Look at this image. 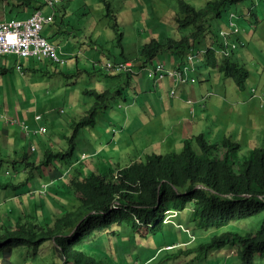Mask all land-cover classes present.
Returning a JSON list of instances; mask_svg holds the SVG:
<instances>
[{
	"label": "rangeland",
	"instance_id": "1",
	"mask_svg": "<svg viewBox=\"0 0 264 264\" xmlns=\"http://www.w3.org/2000/svg\"><path fill=\"white\" fill-rule=\"evenodd\" d=\"M187 1L197 7H201L207 0ZM257 1L258 4L256 5ZM111 2L119 17V19L117 18L119 30L124 33V52L130 59H135L139 56L141 45L147 42L150 37L163 39L179 36L175 23L178 0H136L135 2L130 0H111ZM262 2L264 3V0H246L237 5H230L223 12V16L226 18L225 21H220L221 19L213 20L218 31L219 45L213 41L211 35H205L197 43V46L187 51V55L181 64H179L181 62L179 53L172 50L168 51L176 53L179 61L171 67L167 66L166 60H162L164 58L168 59V57L171 58L168 52L165 53L166 51L157 56L159 60L154 61V59L153 62L148 64L127 60L131 61L134 67H138L136 68L138 74L145 72L149 75L148 66H152L155 63H162L166 69H181L188 64V57L192 53L196 52L197 56L204 55L206 57L209 47H214L217 55L224 58L227 49H224L222 53V48L225 45L224 40H227V45L229 46L228 56H232L237 61L240 60L239 62L250 70L246 88H238V92L245 93L249 97L248 88L250 87L248 86L255 87L257 96L250 89V98L257 97L259 101L255 100L251 104H242L234 96L228 103L225 102L223 106L226 109L224 111L216 112L215 109H212L210 102L204 108L205 101L209 97L213 98V96L209 95L210 92L202 95L201 105H197L196 100H192L189 95L186 98L178 95L179 86H186V84L195 83L196 81L197 84L202 83L205 86L203 91H206L207 87L211 89L216 87L214 84L217 83V75L221 77L222 72L218 69H213L211 76L206 74L207 77H203V70L200 73L198 71V64L201 62L198 61L194 70L189 72L194 80L176 83L169 75L157 78L155 74H150L154 76L155 81L165 78L171 79V100L186 103L189 109L187 117L177 115L168 102H163L160 108L153 113L145 112V115L141 118L143 122L141 125L121 131L119 130L122 125L120 116L126 118V113L122 110L126 102L124 96H119L118 91L121 87H124L125 93L133 94V90L126 85V82L119 85L118 81L115 80L118 85L112 89L113 94L106 107L98 113L95 126L79 129L76 139L77 156L87 152V156H89L87 160L88 166L91 167V170L93 168L96 169L95 163L99 157L94 158L95 152L92 151L99 149L100 146H106L112 140V137L119 144L112 145L115 140L110 142L103 153L99 155L107 159V163L105 161L102 163L104 170L107 166L115 168L119 165L125 166L132 159L143 157L146 151L155 150L161 153L174 150L180 151L183 147V143H180L182 130H188V123H192L190 129L192 133H205L209 140L218 139L219 135H222V137L227 135L237 139L243 146L241 154L246 153L250 146H264V108L261 106L264 99V4L260 7ZM72 5L73 2H68L67 6L70 7V10L68 14L64 13L63 16L67 17L68 15L69 21L67 23L69 26L66 34L74 37L75 42H71L72 47L70 49L65 48L66 50H64L70 54L77 52L82 66H77L75 63L76 57H70L67 64L38 61L37 59L24 57L18 60L23 65L22 73L17 68L15 55H0V114L7 109L11 115L7 111L5 113L10 118L16 119L18 122H23L22 120H24L27 123H32V115L39 109V111L44 112L41 123L47 128L46 132L39 131L37 134H35L34 128L31 129L33 132L31 137L22 134V143L19 145L21 149L17 155L11 149L8 150L7 154L2 152L3 154L0 155L1 157H7L6 160L0 161V171H2L0 173V181L13 180L16 184L21 181L25 182V185L20 187L19 192H16L13 187L4 190L0 189V232L5 230V226L15 227L19 218L24 217L23 213L37 215L45 228H47L46 226L55 228L58 221L65 218L68 212L75 211L77 209L76 206L79 204V200L74 196L73 192H65L60 194V197H57L56 193L53 194L51 187L48 188V183L43 182L47 180L48 175L44 174L42 179L39 176H32V169L28 168L27 170L28 164L24 161L15 162V159L21 153L22 159L25 151L31 154V161L43 159L44 147H50L53 141H62V144L67 147L68 137L76 129L74 122L85 116L95 103L94 97L87 96L84 90L95 86L102 89V85L106 83L107 78L114 79L113 76L106 75L102 71H94L92 62L95 59V55H97V59L100 58L98 60L100 66L101 63H105L109 59H123L121 48L117 44L118 38L117 31L113 27L114 21L106 15L105 5L102 4L104 6L103 10L101 5V10L92 14H85L83 13L84 11L77 13V11L73 10ZM253 5L255 6L253 8L255 13L251 15L252 11L250 12L249 9ZM48 7L43 8L44 12H48ZM49 8L52 11V8ZM4 11L10 13L6 0H0V21L18 18L12 17V14L7 16ZM231 12L235 14L233 19L239 27V30L234 34H229L228 30L229 14ZM261 12L263 15L260 16ZM255 14L257 15L256 26L252 22V19L255 20L252 17ZM259 16L262 19L261 21L258 20ZM84 21L86 22L83 23ZM46 28L47 25L44 26L43 34ZM91 38L94 39L97 45L89 43ZM48 40L51 42L55 41V43L60 41L56 35L51 38L48 37ZM241 49L244 50L241 51ZM90 52L96 54L89 56L88 53ZM97 69H100V67ZM5 70H7L6 74L4 73ZM137 78L138 76H132L130 79L135 82ZM202 78L205 79L202 80ZM222 78V81L224 79L229 80L224 74ZM217 87L215 89H219V92L223 91L225 94L224 89L221 90V88ZM172 90L175 93H172ZM37 99H40L42 104L41 108L36 109L35 100ZM40 100H37V102ZM209 101H212V99ZM119 104H122L123 107H120ZM49 107L52 108L47 111ZM129 112L131 122H136L135 113L132 109ZM184 118L186 120L181 121ZM0 120L5 121L2 123L4 125L10 123L5 119L0 118ZM112 121L114 122L113 126L118 129L116 133L111 130ZM176 123L177 127L175 128L174 124ZM229 123H232L237 128L231 126L228 128V132H224L225 127ZM17 124L11 123L7 126L13 131V127L17 128ZM17 130L20 131V129ZM124 134L127 140H132V144L128 148H124L123 145L125 143L121 141ZM13 136L14 134L9 138L12 140L10 148L16 147ZM187 136L188 138L192 137L188 133ZM170 145L173 147L170 148ZM19 147L17 145L18 150ZM55 147L59 148V146ZM5 149L6 147L3 148V150ZM83 155L86 154L84 153ZM69 167L71 166L62 162V170L65 175L69 172ZM36 170L40 173L43 170V166ZM83 172L84 174L89 173V171L84 170ZM12 189L14 190L12 191ZM29 192L32 195L25 194ZM189 212L190 207L180 212L181 215L170 214L167 221L165 219L166 224L157 232L148 231L145 234H135L129 226H117L119 230L116 227L114 228L116 234L104 235L100 239L96 238L92 243L87 241L86 254L109 264H133L134 262L139 264H239V256L234 250V245L230 243H227L224 247L214 248L209 251H203L197 247L202 242H208L214 235L228 231L240 234L257 232L264 219V210H262L253 216L232 220L222 227L201 229L187 223ZM180 242L182 244H178ZM187 248L195 249L188 252L182 251ZM58 260V254L54 250L52 241H47L38 249L30 246L14 247L12 253L8 256L0 251V264H51ZM254 264H264V256L257 254Z\"/></svg>",
	"mask_w": 264,
	"mask_h": 264
},
{
	"label": "trees",
	"instance_id": "2",
	"mask_svg": "<svg viewBox=\"0 0 264 264\" xmlns=\"http://www.w3.org/2000/svg\"><path fill=\"white\" fill-rule=\"evenodd\" d=\"M9 1L10 10L14 6L32 10L49 6L44 0ZM102 1L106 15L114 21L117 44L123 56V59L108 61L115 63L135 60L140 64H148L162 52L172 50L179 53L181 64L187 51L197 46L205 35H211L213 41L219 45L218 31L213 20L222 19L223 12L230 5L246 0H207L201 7L187 0H178L175 23L179 36L163 40L150 37L141 45L139 56L135 59H130L124 53V33L119 30L117 14L111 0ZM254 5L249 9L252 11L251 15L255 13ZM49 7L52 11L43 13H54L56 16V7ZM12 12V17L18 16ZM206 53V57L200 56L205 67L218 68L238 88H246L250 70L244 64L232 56L219 57L214 47H209ZM18 64H21L20 71L23 73L22 63L18 61L16 65ZM101 68L98 70L109 76L126 74L127 78H131L138 74ZM251 89L257 96V89ZM84 93L94 97L95 103L85 116L74 122L76 129L68 137L67 147L49 148L39 161H31L28 151L24 152L22 159L21 156L15 159V162L24 161L28 164L27 170L41 166L47 168L62 162L71 166L66 174L68 182L65 188L67 192H73L79 200L77 209L68 212L55 228H45L37 215L23 213L24 217L19 218L15 227L5 226V230L0 232V251L3 254L10 255L13 248L18 246L38 249L47 241H52L59 260L51 264H109L87 255L86 242H92L100 236L116 234L114 228L117 226H129L135 234L157 232L166 224L168 213L177 212L179 215L190 207L187 223L195 228L209 229L222 227L232 220L247 218L264 210V146H250L246 153L241 154L242 144L227 135L209 140L205 133H197L183 141L180 151H146L143 157L132 159L125 166L109 169L107 172L93 169L84 174L83 168L87 164L80 162L81 158L76 153L79 129L95 126L98 113L106 107L113 91L86 88ZM32 173L34 174V169ZM17 183L13 180L0 181V189L13 187L17 190L25 185L24 181ZM227 243L234 245L240 259L239 264H254L257 254L264 256V219L257 232L240 234L228 231L214 235L208 242L200 243L197 248L209 251L224 247ZM194 249L187 248L182 251Z\"/></svg>",
	"mask_w": 264,
	"mask_h": 264
},
{
	"label": "crops",
	"instance_id": "3",
	"mask_svg": "<svg viewBox=\"0 0 264 264\" xmlns=\"http://www.w3.org/2000/svg\"><path fill=\"white\" fill-rule=\"evenodd\" d=\"M130 1H134L135 2L136 0H130ZM68 2H73L72 7H73L74 11H77V13H80V12L84 11L83 13H85V14L86 13L92 14V13L99 12L101 10V5L104 4V3H103L102 0H63L62 2H60L56 6L57 14H56L55 19L50 24H47V28H46V31L44 33L45 34L44 36L47 37V38L48 37L51 38L52 36H55V35L58 36L60 41H56V42H58V44L61 43L60 44V49H61L62 55L66 56L68 59H69V57H76L75 58L76 59L75 63L77 64V66H82L78 56H70L71 54L68 51H65L66 50L65 48H69L70 49L72 47L71 46V42L72 41L75 42V38L74 37H70L69 35L66 34L67 27L69 26V24L67 22L69 20H68V15H67V17H65V16H63V14L64 13L68 14V12L70 10V7L67 6ZM6 4H7L8 8H10V1L9 0H6ZM263 4L264 3L262 2L261 3V7H262ZM103 9H104V6L102 5V10ZM12 11H14L18 15L17 19H25L30 14H32V12L35 11V10L34 9L33 10L29 9L27 7H25L24 9L23 8L22 9L21 8L18 9L17 7L14 6L13 9L10 10V13H7V11H4V13L7 16H9L11 14L12 15L14 14ZM50 11H51V9L49 7H48V12H44V10H43V12L45 14L50 13ZM115 11H116V9H115ZM261 15H263L262 12L260 13V16ZM260 16L258 17L259 21L262 20L260 18ZM252 17L255 18V20L252 19V22L256 26L257 15L255 14ZM117 18L119 19L118 16H117ZM222 20L225 21L226 18L223 16L220 21H222ZM3 21H5V20H3ZM0 22H2V21H0ZM85 22L86 21H84L83 23H85ZM239 37L244 41V39L241 36H239ZM163 39H165V38H163ZM163 39H160V40H163ZM94 42L95 41H94L93 38L89 39V43H91L93 45H97L96 42L95 43ZM64 43H65V45L63 46ZM243 50L244 49H241V51H243ZM124 51H125V49H124ZM167 52H168L169 56L171 55V58L168 57V59L164 58L162 60H166L167 61V66L168 67H171L174 64L176 65V63L179 61L178 60V56L176 55V53H172L170 51H166L165 53H167ZM88 54H89V56H91V55H95L96 53L90 52ZM9 55L14 56V54H8L6 56H9ZM94 58L95 59H93V62L94 61H98L100 59V58L97 59V55H95ZM237 59H238V57H237ZM16 60L18 62V57L17 56H16ZM157 60H159L158 57L155 58L154 61H157ZM17 62H16V64H17ZM68 62H69V60H68ZM93 62H92V64H93ZM202 63L200 62L198 64L199 65L198 66V68H199L198 71L200 73V71L203 70V74L205 75V76L203 75V77H207L206 74L211 76L212 70L213 69H218V68L205 67ZM97 70H98L97 68H94V71H97ZM4 73L6 74L7 70H5ZM222 75H223V73H222ZM222 75H221V77H220V75H217V83L221 80L218 83V87L221 88V90L224 89L225 90V94L223 93V91L219 92V89H215L217 87V83L214 84V86H216V87H212V89L207 87V90L203 91L205 86L202 83L197 84V81L195 83L186 84V86H182V85L179 86V88L177 90V94L182 96L183 98H186V96L189 95V97H191L192 100H196V102L198 103L197 105H201L202 104V102H201L202 95H204L207 92H210L209 95L213 96V98L209 97L205 101V107L204 108H206L207 107V103L210 102V105L212 106V109H215L216 112L224 111L226 108L223 105H225V102L228 103L229 100L232 97H234V96H236L238 98V101L240 103H242V104H251L252 101L258 100L257 97L250 98L251 97V93H250L251 90L250 89L253 88L252 86H248V87H250V88H248V92L250 94V96L248 97L245 93H239L238 92V90H237L238 87L235 85V83L232 81L231 78H228L229 80L224 79L222 81V79H223ZM127 76L128 75H126V74H123V76L114 75L113 76L114 79L107 78L106 83L104 85H102L104 89H114V86L118 85L117 83H119V85H121V83H123V82L125 83L126 82V85L129 86V88L133 90V94H130V93H127V92L125 93L124 87H121L120 91L118 92L119 96H124V100L126 102L124 108H122V110H124L125 113H126V118H123L122 116H120V120L122 122V125L119 128V130L123 131V130L129 129L130 127L141 125L143 123L141 121V118H142V116L145 115V112L153 113L158 108H160V106L163 104V102H168L170 104V106L172 107V110H174L177 115H182L183 117H187L188 116V114H189L188 110L189 109H188V106L186 105L185 102H183V101L175 102V101L171 100L170 89L172 87V81H171L170 78H165V79H162V80L155 81L154 76H152L150 74L147 75L145 72H141V73L135 75V76H138V78L136 79L135 82H133V81H131L130 78H126ZM204 79L205 78H202V80H204ZM115 80H117L118 82L115 83ZM94 88H97L98 90H104L103 88L99 89L96 86ZM212 92H213V94H211ZM210 99H212V101H209ZM37 100H40V99H37ZM37 100H35L36 109L37 108H41V104H42L41 100L38 101V102H37ZM33 106H35V105H33ZM119 106L123 107L122 104H119ZM259 106H260V102H259ZM51 108L52 107H49L47 111H50ZM130 109H132V111L135 113V116L137 117L136 122H134V121L131 122V115H130V112H129ZM6 111L8 112L9 115H11L10 111L6 109V110H4V112H2V114H0V118L1 119H5V120L7 119V121L10 122L8 124H11L12 123L11 120L13 118H10L9 115L7 113H5ZM0 113H1V111H0ZM43 113H44L43 111H39V109H37V112L34 115H32V123H27V121H25L28 124V129H24V128H22L21 125L17 124L18 125L17 128L13 127V131H12V129L8 128V126H7L8 124L7 125L2 124L5 121L0 120V155L3 154L2 152H5L7 154L8 150H10V149L12 151H14V153L17 155L20 152V149H21V146L19 147V145L22 143V138H21L22 134L23 135L26 134L27 136L31 137V135L33 134L31 129H33V128H34L35 134L39 133L37 130H38L39 126L43 125L41 123L42 122L41 120L43 118ZM4 114H6L7 116L5 117ZM185 120L186 119L184 118L181 121H185ZM22 121H24V120H22ZM113 125H114V122L112 121V129L111 130L114 133H116L118 129H117V127H115ZM231 126H235V125H233L232 123H229L225 127L224 132H228V128H230ZM88 127H93V126H88ZM174 127L175 128L177 127V123L174 124ZM191 127H192V123H188V130L187 131L186 130H184V131L182 130L180 143H183V141L186 138H188L187 133L189 135H191V136L194 135V134L200 133V132H193L192 133L191 130H190ZM235 128H237V127L235 126ZM17 129H20V131H18ZM13 134H14L13 141L16 142V147L15 148H10V142L12 140H10L9 138ZM221 136L222 135H219V137H221ZM114 140L115 139L112 137V140H110L106 146H100L99 149L92 151V152H95V155H93L94 158L95 157H99V158H97L98 161H96V163H95L96 164V169H98V170H100L102 172H107L109 169H115V167H108L107 166V168L104 170L103 167H102V163H104L103 161H105L107 163V159H104L102 156H99L100 154L103 153V151L105 150V147L107 148L109 143L113 142ZM121 141L125 143V145H123L124 148H128V146H130L132 144V140H127V137L125 136V134L121 138ZM118 144H119V142L117 140H115V142H113L112 145H118ZM17 145L19 147V150L17 149ZM171 145L169 146L170 148L173 147ZM55 146H59V147L63 146V147H65L62 144V141L61 142L53 141V144L50 147H47V146L44 147V152L47 149H49V148H56ZM4 147H6L5 150H3ZM44 152H43V155H44ZM84 153L86 155H83ZM21 154H20V156H21ZM82 155L80 156V158H81L80 162H82V163L84 162V163L87 164V166H85L83 168V170L91 172L90 171L91 167L88 166L89 164H88L87 160H88L89 156H87V152H83ZM20 156H18L17 159L20 158ZM6 158L7 157H3V156L1 157L0 156V161L6 160ZM36 161H38V159ZM129 163L127 162L125 165H127ZM32 169L36 170V168H33V167H32ZM1 172L2 171H0V173ZM44 174L48 175V178H47V180H45L43 182L44 183H48V188L51 187V191H52L53 194L56 193V196L60 197V194H63L65 192H67L64 183L66 184L68 182L67 181L68 179H67V177L65 175V172L62 170V164H60V163L56 164L55 163L53 165H50V167H47V168L43 166V170H41L40 173H38V170H36L34 172V174L32 173V176H39L42 179ZM49 178H51V179H49ZM62 180H63V182H62ZM13 190L14 189H12V191ZM19 190L20 189H17L16 192H19ZM25 194L29 195V194H31V192L25 193ZM171 214H177L178 215L177 212L171 213ZM169 215H168L167 218H169ZM179 215H181V214L179 213ZM101 237L102 236H100L98 239H100Z\"/></svg>",
	"mask_w": 264,
	"mask_h": 264
},
{
	"label": "built area",
	"instance_id": "4",
	"mask_svg": "<svg viewBox=\"0 0 264 264\" xmlns=\"http://www.w3.org/2000/svg\"><path fill=\"white\" fill-rule=\"evenodd\" d=\"M49 6H55L62 0H44ZM54 13L45 15L41 8L36 9L25 19L12 18L3 22H0V55L14 54L19 59L24 57L37 59L38 61H49L57 64H65L67 57L62 55L60 45L51 42L47 37L43 35V28L46 24L51 23L54 20ZM235 14L230 13L229 19V34H234L239 30L238 24L234 22ZM225 45L222 48L227 49L226 55L229 54L228 41L224 40ZM201 52V51H200ZM189 62L183 68L166 69L162 63H155L152 66H148L150 74H155L157 78H162L166 75L171 76L176 83L185 80H194L190 75V71H193L195 65L200 61V57L195 53H192L189 57ZM94 66H99L106 69L112 70H126L125 72L137 73L138 70L134 68L131 61L111 62L98 64V61L93 62ZM17 68L21 69V64L17 65ZM172 93H175L172 90ZM264 107V99L261 103ZM6 117L7 115L4 114ZM12 123H19L22 128L28 129V124L18 122L16 119L11 120ZM38 132H46V126L41 125ZM171 214L168 213V215ZM167 215V217H168ZM166 217V221L167 218ZM134 264H139L135 262Z\"/></svg>",
	"mask_w": 264,
	"mask_h": 264
},
{
	"label": "clouds",
	"instance_id": "5",
	"mask_svg": "<svg viewBox=\"0 0 264 264\" xmlns=\"http://www.w3.org/2000/svg\"><path fill=\"white\" fill-rule=\"evenodd\" d=\"M62 1H63V0H62ZM62 1H61V2H62ZM57 5H58V4H57ZM33 12H34V11H33ZM33 12H32V13H33ZM55 17H56V16H54V19H55ZM52 22H53V21H52ZM49 24H50V23H49ZM46 25H47V24H46ZM43 30H44V28H43ZM43 35H44V34H43ZM54 43H55V42H54ZM56 44H58V43H56ZM58 45H60V44H58ZM77 54H78L77 52H74V53H72L70 56H77ZM69 58H70V57H69ZM68 60H69V59L67 58V61H66L65 64H67ZM45 62H48V61H45ZM93 66H94V65H93ZM94 67H95V66H94ZM6 120H7V119H6ZM134 263H135V262H134ZM134 263H133V264H134ZM137 263H138V262H137Z\"/></svg>",
	"mask_w": 264,
	"mask_h": 264
},
{
	"label": "bare ground",
	"instance_id": "6",
	"mask_svg": "<svg viewBox=\"0 0 264 264\" xmlns=\"http://www.w3.org/2000/svg\"><path fill=\"white\" fill-rule=\"evenodd\" d=\"M44 133V132H43Z\"/></svg>",
	"mask_w": 264,
	"mask_h": 264
}]
</instances>
